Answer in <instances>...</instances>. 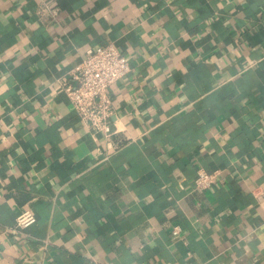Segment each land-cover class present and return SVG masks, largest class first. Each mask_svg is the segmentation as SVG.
<instances>
[{
	"label": "crops",
	"instance_id": "obj_1",
	"mask_svg": "<svg viewBox=\"0 0 264 264\" xmlns=\"http://www.w3.org/2000/svg\"><path fill=\"white\" fill-rule=\"evenodd\" d=\"M107 42L104 135L63 86ZM186 263L264 264V0H0V264Z\"/></svg>",
	"mask_w": 264,
	"mask_h": 264
},
{
	"label": "built area",
	"instance_id": "obj_2",
	"mask_svg": "<svg viewBox=\"0 0 264 264\" xmlns=\"http://www.w3.org/2000/svg\"><path fill=\"white\" fill-rule=\"evenodd\" d=\"M130 70L131 65L125 54L114 42H107L87 48L83 58L70 72V81L64 83L63 89L79 117L93 131L104 135L113 132L109 122L112 100L108 88ZM217 179V171L199 168L193 182L196 188H206ZM36 218L31 208H25L15 216L11 227L25 233ZM172 232L179 233L180 226L175 225Z\"/></svg>",
	"mask_w": 264,
	"mask_h": 264
}]
</instances>
